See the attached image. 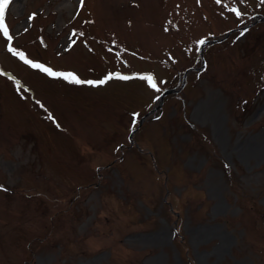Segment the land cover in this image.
<instances>
[{
	"label": "rangeland",
	"instance_id": "374dc122",
	"mask_svg": "<svg viewBox=\"0 0 264 264\" xmlns=\"http://www.w3.org/2000/svg\"><path fill=\"white\" fill-rule=\"evenodd\" d=\"M259 16L264 0H11L0 264H264V22L184 76Z\"/></svg>",
	"mask_w": 264,
	"mask_h": 264
},
{
	"label": "snow or ice",
	"instance_id": "6c2138e0",
	"mask_svg": "<svg viewBox=\"0 0 264 264\" xmlns=\"http://www.w3.org/2000/svg\"><path fill=\"white\" fill-rule=\"evenodd\" d=\"M10 2H11V0H0V31H3L5 36L8 35V28L4 24V15H5V9L10 4ZM237 14L239 15V13H237ZM201 43H203V41H201ZM9 50L12 51V49H9ZM21 59H25L22 54H21ZM25 63L31 64V66L33 68H39L42 72L47 73L49 76L62 77L63 79L69 80V81L76 83V84H82V83L92 84V83H94L92 81H82V80L78 79L76 76L72 75L71 73L64 74V73L54 72V71H52V69L46 68L43 65L34 64L30 60L25 59ZM118 78L123 79V80L130 79V77H128V76H120ZM109 79H111V77H109ZM147 79H149V81L151 82V77H148ZM104 82L105 81H103V80L99 81V83H104ZM153 87H155L154 84H153Z\"/></svg>",
	"mask_w": 264,
	"mask_h": 264
},
{
	"label": "water",
	"instance_id": "95a60500",
	"mask_svg": "<svg viewBox=\"0 0 264 264\" xmlns=\"http://www.w3.org/2000/svg\"><path fill=\"white\" fill-rule=\"evenodd\" d=\"M262 20H264V18H262Z\"/></svg>",
	"mask_w": 264,
	"mask_h": 264
}]
</instances>
